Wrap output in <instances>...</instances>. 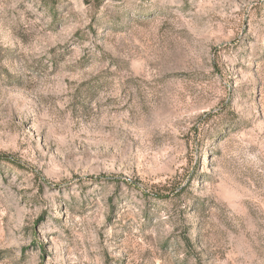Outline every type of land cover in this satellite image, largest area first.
<instances>
[{
    "label": "rangeland",
    "instance_id": "1",
    "mask_svg": "<svg viewBox=\"0 0 264 264\" xmlns=\"http://www.w3.org/2000/svg\"><path fill=\"white\" fill-rule=\"evenodd\" d=\"M0 264H264V0H0Z\"/></svg>",
    "mask_w": 264,
    "mask_h": 264
}]
</instances>
